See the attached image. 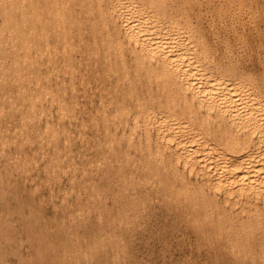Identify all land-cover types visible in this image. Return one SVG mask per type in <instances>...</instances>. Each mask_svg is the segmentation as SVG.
<instances>
[{
  "label": "rangeland",
  "instance_id": "374dc122",
  "mask_svg": "<svg viewBox=\"0 0 264 264\" xmlns=\"http://www.w3.org/2000/svg\"><path fill=\"white\" fill-rule=\"evenodd\" d=\"M9 1L4 2L14 20L10 25H5L0 5V264L34 259L60 264H264V249L256 239L264 242V211L254 232L255 246H236L217 231L214 220L203 219L195 176H176L167 157L156 156L153 133L147 136L133 122L137 105L157 103L151 97L156 84L137 74L127 44L111 43L115 32L102 29L95 0H90L91 8L67 1L65 24L47 17L44 41L35 38V48L28 52L20 41L27 27L19 19L26 7L18 6L21 0ZM192 2L188 16L202 35L208 64L230 76L229 43L251 41L259 48L264 0ZM116 32L122 36V30ZM251 87L264 100V93ZM181 179L190 187L188 193L181 191Z\"/></svg>",
  "mask_w": 264,
  "mask_h": 264
},
{
  "label": "bare ground",
  "instance_id": "6f19581e",
  "mask_svg": "<svg viewBox=\"0 0 264 264\" xmlns=\"http://www.w3.org/2000/svg\"><path fill=\"white\" fill-rule=\"evenodd\" d=\"M4 1L7 2L9 0H0V5L4 6L2 15L4 16L5 25H10L14 20L5 7L7 5H5ZM67 1L69 0H21L18 6L20 8L26 7V11H21L19 19L22 23L24 22V24H26L27 31L26 35L20 37V41L24 47H26V51L35 48V38L44 41L47 33V28L45 26V19L47 17H51L56 21L57 25L65 24ZM78 1L87 8L92 7L90 0ZM199 1L202 0H181L180 3H177L175 0H95L96 14L99 19L98 21L101 26H103L102 29L109 31L110 28L111 30L113 29V33L115 32V42L111 43H114L116 46H121L123 45L122 43L127 44V46L131 48L134 57L132 60H134V67L138 72L137 74L143 75V77L149 81H154L156 84V92L152 94L151 97L153 100L157 99V103H155V101L149 105L138 103L137 110L133 113V122L135 124L139 123L147 136L149 131L153 133L156 156L160 158L166 156L168 159V166L176 176H179L180 173H187L189 176H195L194 178H196L199 185H196L194 192L199 195L198 204L203 219L206 221L214 220L217 231L219 233L225 232L236 246H255L256 240H254V232H257L260 228L263 219L262 211H264V100L249 84H245L243 81L237 83L222 71L212 69L208 64L205 55L206 52H204L202 35L199 29L190 21L188 16V9L191 2L192 4H196ZM10 2L12 1H9V3ZM101 2H104L103 6ZM208 3L209 8L213 9L212 3L210 4L209 1ZM184 5H188V7ZM223 5L225 6V4ZM11 8L9 9L11 10ZM228 19L230 20V18ZM226 22H228V20ZM68 23H71L69 18ZM116 30H122V36L118 35ZM54 35H56V33ZM89 37L90 36H88V38ZM15 44H18V42ZM69 49L72 50V48ZM64 50L61 53H63ZM129 57L127 58L129 59ZM59 59L60 58H58V60ZM46 61L47 60L44 62ZM61 65L63 64L61 63ZM45 68L47 70V67ZM73 72H75V70ZM55 74L54 72V75ZM12 76H14V74ZM64 80H66V78ZM36 83L38 84V82ZM79 91L81 92V90ZM123 96L125 95L123 94ZM128 99L130 101L132 98ZM36 101L37 99L35 102ZM109 102H112V100H109ZM98 105H100V103ZM67 121L69 120L67 119ZM58 122L60 123V121ZM3 125L4 124H2V126ZM115 143L118 145L117 142ZM137 149H139V147ZM23 165L25 164L23 163ZM180 186L181 191L189 192L188 190H190V187L185 185L183 179H181ZM213 215H215V219H212ZM256 239L261 241L258 245L260 248L262 246L263 250L264 242L260 237Z\"/></svg>",
  "mask_w": 264,
  "mask_h": 264
},
{
  "label": "snow or ice",
  "instance_id": "6c2138e0",
  "mask_svg": "<svg viewBox=\"0 0 264 264\" xmlns=\"http://www.w3.org/2000/svg\"><path fill=\"white\" fill-rule=\"evenodd\" d=\"M184 6L188 7V5ZM205 47L207 48L208 45L206 44ZM228 52L233 57L229 78L237 83L245 81L250 86L258 87L260 92L264 93V32L261 33L259 48L251 41L236 40L234 43H229ZM20 264H60V262L48 259H34L21 261ZM165 264H168V262L165 261ZM172 264H192V262L173 261ZM196 264H217V262L208 260L199 261Z\"/></svg>",
  "mask_w": 264,
  "mask_h": 264
}]
</instances>
